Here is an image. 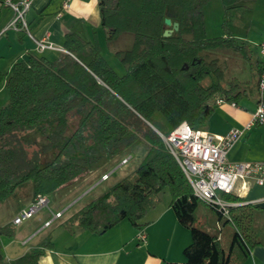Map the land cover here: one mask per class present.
<instances>
[{
    "label": "trees",
    "instance_id": "1",
    "mask_svg": "<svg viewBox=\"0 0 264 264\" xmlns=\"http://www.w3.org/2000/svg\"><path fill=\"white\" fill-rule=\"evenodd\" d=\"M97 1L108 42L133 35L131 48L115 54L126 73L122 77L111 68L94 29L91 41L67 34L65 51L56 59L30 52L14 63L9 76L0 71V85L7 80L9 94L0 108V202L30 180L34 199L50 196L98 164L111 160L114 167L123 152L143 140L149 150L140 167L62 226L70 233L80 229L99 235L123 221L141 229L168 189L171 209L192 242L184 249L185 261L165 264H242L254 248L264 247V209L234 193H218L228 204L227 215L199 200L163 136L182 122L206 130L217 100L236 102L246 94L244 82L228 79L226 68L208 52L231 49L254 65L251 46L233 37L231 23L235 10L256 0H221L223 35L218 37H209L205 25L203 11L211 0ZM167 18L179 23L170 37L163 35L171 28ZM29 132L48 137L53 155L55 144L71 134L55 157L40 162L22 140ZM228 226L227 251L221 244ZM13 227H0V237L12 238ZM53 247L48 236L15 260L0 255V264H40Z\"/></svg>",
    "mask_w": 264,
    "mask_h": 264
},
{
    "label": "crops",
    "instance_id": "2",
    "mask_svg": "<svg viewBox=\"0 0 264 264\" xmlns=\"http://www.w3.org/2000/svg\"><path fill=\"white\" fill-rule=\"evenodd\" d=\"M63 1L36 0L26 17L27 29L17 31L14 29L6 30L11 21L10 19L14 15L12 10L8 8L1 10L0 71L3 74L6 73L9 76L14 63L26 59L30 52L49 60L56 59L65 51L63 43H65V37L69 33H78L84 39L91 41L93 39L92 29H94L97 30L98 42L103 43L101 41L106 38V32L101 26L98 1L71 0L69 3L70 8L62 10L61 4ZM43 38H47L54 43L56 49H46L38 52L35 40ZM263 42L264 40L251 47L253 66L247 63L248 61L243 56L242 58L246 63L242 62L240 57H237L240 64L237 63L235 66H240V70L233 69V74L230 76L237 77L244 82L242 87L247 89V92L241 100L217 105L207 128H205L207 131L215 135H225L234 128L244 129L251 120L256 110L257 100H259V91L256 84L259 80V68L261 69L259 48ZM214 58H217L223 64L227 74L233 60L228 62V58L225 56ZM3 62H6V64L2 66ZM255 62H257V65ZM6 84L7 80L0 85L2 103L7 101L9 97ZM233 103L236 106H233ZM227 155L233 163L264 162V126L258 125L247 131ZM126 157L121 159L123 160ZM121 161L114 167H112L114 163L111 160L98 164L91 170L84 172L75 181L60 187L53 194V197L48 196L50 206H53L50 208L54 212L66 210L63 217L54 221L50 226L44 227V223L51 218V215L48 217L43 212L46 210L41 211L21 225L13 223L17 214L22 209L27 208L34 200L33 188L16 193L17 189L10 196L11 198L17 196L16 199L11 201L10 205H7V200L10 197L0 202V227L12 224L15 229L12 238L0 237V255L9 261L15 260L50 236L54 247L46 250L40 264H165L167 261H184V249L191 244L192 236L190 231L178 222L170 206L171 198L164 200L160 197L158 205L154 209H150L141 221L146 224L141 228V230L144 229L147 236L144 243H140L138 240L137 235L140 229L135 228L128 221L118 223L117 226L115 225L114 228L103 235L80 229L70 233L62 226L65 220L93 199V197L89 198L88 202L86 201L76 210L74 209L87 197L90 191L100 185L94 187L101 180L102 175L112 171ZM104 191L106 190L96 194L94 198ZM234 194L244 198L245 203H251L264 209V185L251 183L249 188L244 191L241 189V184H239L237 192H234ZM242 264H264V247L259 245L254 248L251 255Z\"/></svg>",
    "mask_w": 264,
    "mask_h": 264
},
{
    "label": "built area",
    "instance_id": "3",
    "mask_svg": "<svg viewBox=\"0 0 264 264\" xmlns=\"http://www.w3.org/2000/svg\"><path fill=\"white\" fill-rule=\"evenodd\" d=\"M36 0H0V11L8 8L13 12V18L6 27L8 29H27V14ZM71 0H64L62 10L70 8ZM61 13V12H60ZM59 13V15H61ZM36 50L42 52L46 49H56L54 43L47 38L35 40ZM261 72L258 80L259 100L256 110L244 127L234 128L225 135H215L207 130L192 129L187 122H182L167 137L163 136L164 143L177 159L187 179L193 188V195L199 200L217 205L224 214H228V204L219 198L218 193H234L241 184V189L246 191L251 183L264 185V162L233 163L228 159V152L244 134L255 126H264V42L260 45ZM226 102L217 100V105ZM236 106L235 103L232 104ZM130 156L123 158L121 163L109 173L102 175L98 184L110 179L111 174L123 165L129 163ZM46 210L51 214L44 227L50 226L54 221L63 217L66 210L54 212L50 208L49 197L40 195L32 203L22 209L14 218L15 225H21L33 218L41 211ZM138 240L144 243L147 240L146 232L140 229Z\"/></svg>",
    "mask_w": 264,
    "mask_h": 264
},
{
    "label": "rangeland",
    "instance_id": "4",
    "mask_svg": "<svg viewBox=\"0 0 264 264\" xmlns=\"http://www.w3.org/2000/svg\"><path fill=\"white\" fill-rule=\"evenodd\" d=\"M223 7H222V1L221 0H211L210 3L205 7V18H206V29L207 34L209 37H218L223 35V29H222V22H223ZM231 29L233 33V37H236L238 40L245 42L246 44L250 45L251 47L254 45H258L261 41L264 40V0H256L254 2H249L247 8L237 9L233 13V22L231 23ZM133 35L130 33L124 34L119 37V39L115 41L108 42L105 38L102 44V51L104 57L107 59L109 64L111 65V68H113L118 75L122 76L126 73L127 67L122 63L121 58L115 55L118 51H125L129 50L132 46ZM210 56L213 57H219L225 56L228 58V62L230 60H233L230 65V69L227 72L226 77L229 79L233 73V69L240 70V66H235V64L239 63V60L237 57H240L242 62L244 58H242V55L240 53H237L231 49H216V50H209ZM240 60V61H241ZM246 63V62H244ZM6 64V62H3L2 66ZM240 64V63H239ZM240 73V72H239ZM243 76V75H242ZM243 88V87H241ZM252 94V93H250ZM6 101L2 103V95H0V108L5 104ZM74 129V126H72L71 131ZM71 132L66 134L65 138L62 139V141H59L56 146L53 147L54 151L56 153L50 154V147L52 146L51 140L48 137L42 136V134H37L33 132L26 133L24 135H21L22 140L27 142L29 144L27 150L30 152V157H33L34 159H37L38 161L44 160L46 157L47 159L53 155L57 154V152L60 150L61 147L64 146V142L67 140L68 136H70ZM149 150V145L143 140H140L136 142L135 144H132V146L127 150L126 152L122 153V156L118 158L117 161H121L122 157L131 156V159L128 164L123 165L120 167L117 171L113 172L111 174V178L105 182H103L101 185H98L97 188L90 191L84 200H82L74 209L78 208L80 205H82L84 202H88L89 198H94L96 194L102 192L103 190H107L109 186L112 184L114 185L116 182L121 180L124 176L130 175L131 173L135 172L143 161L144 157L147 155V152ZM49 154L48 156L46 154ZM52 157V158H53ZM34 184V180H30L23 186H20L21 188H17V192L20 191H26L27 189H32ZM100 184V183H99ZM91 190V189H90ZM17 195V194H16ZM170 192L168 189H166L164 192H162L159 196L166 200V198H171ZM10 197V196H9ZM17 196L10 197L7 201V205H10L14 199H16ZM53 197V194L51 195ZM53 199V198H52ZM90 201V200H89ZM9 203V204H8ZM51 208L53 206H50ZM47 214L49 217L48 211H43ZM69 213V212H68ZM51 217V216H50ZM230 227H227V232L224 236V239L222 241V246L228 251L230 249L231 245V238H230ZM184 260V259H183ZM185 261V260H184ZM183 262V261H182Z\"/></svg>",
    "mask_w": 264,
    "mask_h": 264
},
{
    "label": "water",
    "instance_id": "5",
    "mask_svg": "<svg viewBox=\"0 0 264 264\" xmlns=\"http://www.w3.org/2000/svg\"><path fill=\"white\" fill-rule=\"evenodd\" d=\"M165 23L168 27H171V28H168L165 30L164 32V37H170L173 33H176L179 31V23H173L171 19L167 18L165 20Z\"/></svg>",
    "mask_w": 264,
    "mask_h": 264
}]
</instances>
